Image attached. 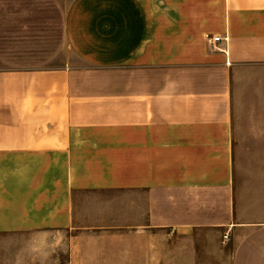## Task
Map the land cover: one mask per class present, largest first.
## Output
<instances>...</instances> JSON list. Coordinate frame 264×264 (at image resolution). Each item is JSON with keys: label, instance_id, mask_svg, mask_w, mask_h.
<instances>
[{"label": "crops", "instance_id": "obj_1", "mask_svg": "<svg viewBox=\"0 0 264 264\" xmlns=\"http://www.w3.org/2000/svg\"><path fill=\"white\" fill-rule=\"evenodd\" d=\"M33 233L264 264V0H0V240Z\"/></svg>", "mask_w": 264, "mask_h": 264}, {"label": "rangeland", "instance_id": "obj_2", "mask_svg": "<svg viewBox=\"0 0 264 264\" xmlns=\"http://www.w3.org/2000/svg\"><path fill=\"white\" fill-rule=\"evenodd\" d=\"M63 3L71 0H61ZM12 239L6 235L0 240V264H67V237H45L39 234L18 235ZM227 243V242H226ZM230 256V246L224 244ZM170 264V261L166 260ZM227 264H230L228 257Z\"/></svg>", "mask_w": 264, "mask_h": 264}, {"label": "built area", "instance_id": "obj_3", "mask_svg": "<svg viewBox=\"0 0 264 264\" xmlns=\"http://www.w3.org/2000/svg\"><path fill=\"white\" fill-rule=\"evenodd\" d=\"M204 37H205V40L207 42H209L211 45L214 44V43H216V42H219L222 39L220 36H216V35H212V34H205ZM224 39H226V38H224ZM227 238H228V235L225 234L223 236V239L226 240Z\"/></svg>", "mask_w": 264, "mask_h": 264}]
</instances>
